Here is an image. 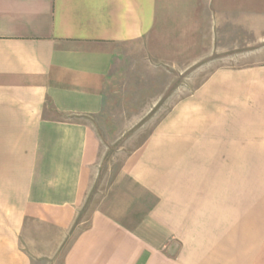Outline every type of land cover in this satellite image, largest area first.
<instances>
[{
	"label": "crops",
	"instance_id": "1",
	"mask_svg": "<svg viewBox=\"0 0 264 264\" xmlns=\"http://www.w3.org/2000/svg\"><path fill=\"white\" fill-rule=\"evenodd\" d=\"M156 16L157 0H0V264H264V64L211 73L83 222L115 48Z\"/></svg>",
	"mask_w": 264,
	"mask_h": 264
},
{
	"label": "rangeland",
	"instance_id": "2",
	"mask_svg": "<svg viewBox=\"0 0 264 264\" xmlns=\"http://www.w3.org/2000/svg\"><path fill=\"white\" fill-rule=\"evenodd\" d=\"M156 17L144 40L115 48L104 109L94 120L101 175L83 222L126 159L211 73L264 64V0H157Z\"/></svg>",
	"mask_w": 264,
	"mask_h": 264
}]
</instances>
